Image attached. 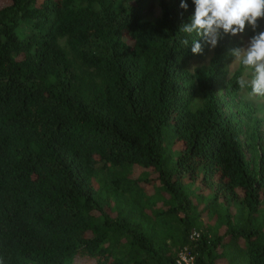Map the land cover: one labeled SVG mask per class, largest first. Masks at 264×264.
<instances>
[{
    "label": "trees",
    "instance_id": "obj_1",
    "mask_svg": "<svg viewBox=\"0 0 264 264\" xmlns=\"http://www.w3.org/2000/svg\"><path fill=\"white\" fill-rule=\"evenodd\" d=\"M154 2L0 0V264H264L249 69Z\"/></svg>",
    "mask_w": 264,
    "mask_h": 264
},
{
    "label": "clouds",
    "instance_id": "obj_2",
    "mask_svg": "<svg viewBox=\"0 0 264 264\" xmlns=\"http://www.w3.org/2000/svg\"><path fill=\"white\" fill-rule=\"evenodd\" d=\"M191 4L193 14L180 30L199 37L191 41L193 55H200L205 45L215 49L224 37H242L246 26L253 31L246 43L241 41V47L231 50V56L245 70H252L250 84L241 79L240 86H250L251 95L264 97V30H258L259 21L264 20V0H191ZM179 6L187 11L188 0H180ZM182 43L189 46L188 39Z\"/></svg>",
    "mask_w": 264,
    "mask_h": 264
},
{
    "label": "rangeland",
    "instance_id": "obj_3",
    "mask_svg": "<svg viewBox=\"0 0 264 264\" xmlns=\"http://www.w3.org/2000/svg\"><path fill=\"white\" fill-rule=\"evenodd\" d=\"M161 1H163V0H155V2H154V4H155V6H154L155 17H158L161 13V11H160ZM250 31H251V29L246 26L245 34L242 37H240V36L232 37L236 48L242 46L241 41H243L244 43L247 42V40L250 38ZM213 50L214 49H211L208 56H206L204 59L194 62L192 64V68H200V67L207 66L211 60ZM239 67H240L239 62L235 61L234 57H232L231 63L229 66L230 76H232L239 69ZM251 79H252V70L249 69L245 72L243 80H245L246 82H248L250 84ZM242 98L245 99L246 101H249V102L255 104V106L258 110V116L262 119L263 126H264V97L253 96L250 93H248L246 90H243ZM248 159H250L249 155H248ZM75 264H95V263L94 262L88 263L87 261L76 259Z\"/></svg>",
    "mask_w": 264,
    "mask_h": 264
},
{
    "label": "built area",
    "instance_id": "obj_4",
    "mask_svg": "<svg viewBox=\"0 0 264 264\" xmlns=\"http://www.w3.org/2000/svg\"><path fill=\"white\" fill-rule=\"evenodd\" d=\"M193 262H194V258L190 257L189 253L186 252L181 255V260L179 261L180 264L182 263L193 264Z\"/></svg>",
    "mask_w": 264,
    "mask_h": 264
}]
</instances>
